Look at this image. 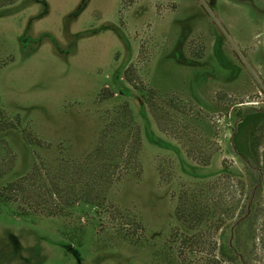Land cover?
<instances>
[{
  "label": "rangeland",
  "instance_id": "374dc122",
  "mask_svg": "<svg viewBox=\"0 0 264 264\" xmlns=\"http://www.w3.org/2000/svg\"><path fill=\"white\" fill-rule=\"evenodd\" d=\"M123 106L136 160L102 205L47 216L11 192L0 264H264V0L0 6V127L14 124L0 190L34 164L81 160ZM251 115L243 158L234 134ZM200 188L211 214L188 228L178 195Z\"/></svg>",
  "mask_w": 264,
  "mask_h": 264
},
{
  "label": "trees",
  "instance_id": "16d2710c",
  "mask_svg": "<svg viewBox=\"0 0 264 264\" xmlns=\"http://www.w3.org/2000/svg\"><path fill=\"white\" fill-rule=\"evenodd\" d=\"M14 1L0 0V6ZM122 108L121 112H114L111 120L104 123L96 145L81 160L60 161L54 168L42 162L34 164L28 173L0 190V199H7L6 196L14 192L15 194L11 195L23 196L22 200L28 202L29 207L47 216L58 214L62 212L64 206L73 205L78 201L102 205L111 184L124 176L130 161L136 160L138 130L132 126L130 111L125 106ZM258 120L257 115L249 116L247 120L239 123L234 134V147L243 158L250 153L247 139ZM247 121L248 124L251 123L248 128L245 126ZM13 125L12 122H6L0 130ZM129 127L132 129H128L126 136L121 138L125 128ZM0 149L5 153L2 158L5 159V167L2 168L0 165L1 175L12 168L14 155L4 141H0ZM205 194L206 192L200 188L197 194H190L185 190L178 195L175 216L180 223L192 228L199 225L202 219L208 218L211 214V205L207 204L208 196L204 198ZM27 199L32 201L29 202ZM170 258L174 256L170 255Z\"/></svg>",
  "mask_w": 264,
  "mask_h": 264
}]
</instances>
